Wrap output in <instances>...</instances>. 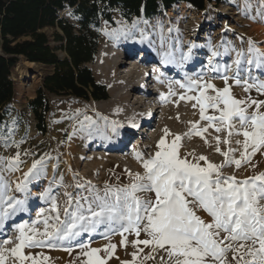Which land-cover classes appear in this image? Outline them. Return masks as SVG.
Returning a JSON list of instances; mask_svg holds the SVG:
<instances>
[{"label":"rangeland","instance_id":"obj_1","mask_svg":"<svg viewBox=\"0 0 264 264\" xmlns=\"http://www.w3.org/2000/svg\"><path fill=\"white\" fill-rule=\"evenodd\" d=\"M62 17L74 21L71 10L65 11ZM114 19L115 25L103 23L98 54L87 64L96 82L106 88L108 99L84 101L72 96H50L52 110L46 118L47 133L43 134L38 130V121L29 103L36 97L37 90L42 87L45 77L52 69L38 64L31 66L22 59L13 72L16 95L12 103V115L0 127V158H4L0 161V171L4 178L11 181L12 188L16 182L23 180L24 173L29 171L32 163L42 157L44 171L36 178L37 183L28 186L27 192L11 193L25 200L28 210L16 214L15 223L6 220L0 224V242L12 241L3 243V248L11 249L18 242L16 225H31L40 217L41 212L50 214L48 210L51 208V199L56 200L63 216L66 193L74 196L77 193L87 195L89 185L86 182L90 181L92 186L103 190L105 185H128L132 180L129 172L143 174L145 170L142 160L154 156L158 150V141L165 137V129L170 133L165 137L169 144L176 135L182 137L179 152L182 157L187 156L190 162L196 161L188 153L197 157L206 156L208 162L213 164H226L227 158L215 151V137L219 135L221 140H225L228 138L227 131L217 133L209 127L204 133L207 143L201 136L186 135L194 131L191 122H198L200 128L206 127L209 122L200 119L199 106H192L195 101L180 99L181 94L198 95L180 88V84L201 79L215 84L217 88H223L225 82L222 77L228 74V84L235 98L245 99L250 96L264 100V95L255 88L245 92L243 83L236 84L235 74L238 69L234 64L236 51H246L249 40L264 52V0H213L207 2L206 9L202 12L179 3L149 21L127 23L118 13L114 14ZM194 30H198L199 35ZM46 32L51 35L53 30ZM125 32L131 35L125 36ZM115 33H120L119 38L109 35ZM145 33L149 35L146 40ZM129 42H133L139 51L131 53ZM1 51L0 37V53ZM111 51L117 54L105 71L101 54ZM214 51L219 54L213 55ZM60 56L65 57V53H60ZM183 56L188 59H182ZM166 57L171 62L165 63ZM193 60L199 62L190 69L188 64ZM242 67L245 69L240 73L242 79L251 83L247 73V69L251 68L253 77L264 80V68H254L244 61ZM27 69L30 70V76L23 79L22 72ZM151 82L153 85L150 87ZM170 92L173 94L170 95ZM123 96H127L126 99ZM126 111L130 113L129 118ZM207 114L218 115L212 109H208ZM85 116L89 118L87 121ZM154 117L155 121L152 122ZM82 124L84 128L81 127ZM5 136H13L16 141L23 138L25 142L19 148L6 147ZM231 139V147L238 149L232 155L235 159H240L243 148L236 141H243L244 137L234 135ZM109 140L113 143L111 148ZM219 147L222 151H227L229 144L221 143ZM25 151L29 154L24 155ZM17 152L21 153L23 163L19 165V171L11 172L5 167V163H10ZM137 153L142 154V159H137ZM49 163H54L57 167L53 182L48 180ZM199 163L205 166V161ZM220 171L225 176L233 175L237 179L262 173L264 149L257 152L250 162L242 161L241 167L237 168L233 163ZM18 177L20 179H16ZM30 180L33 181L31 177ZM77 184H83L84 187L77 188ZM139 195L154 199V193ZM196 214L206 222L211 220L202 209L197 210ZM38 227L43 231L42 224ZM106 232L107 229L101 225L95 232L82 233L80 237L59 243L54 248L26 247L24 253L35 257L39 264H87L83 251L103 249L108 244H115L116 249L111 258L106 259V264H125L134 260L135 264H160V256H164L165 261L168 259L163 250L152 253L151 248L143 244L134 246V233L125 234L128 239L125 247L119 234H109L105 238ZM146 238L142 232L139 239ZM80 245L87 247L81 248ZM134 252L138 253V258L133 257ZM150 253L156 259H146ZM98 255L107 258L109 253L101 251ZM5 258L6 264H20L10 253H5ZM25 264L32 262L28 260Z\"/></svg>","mask_w":264,"mask_h":264},{"label":"snow or ice","instance_id":"obj_2","mask_svg":"<svg viewBox=\"0 0 264 264\" xmlns=\"http://www.w3.org/2000/svg\"><path fill=\"white\" fill-rule=\"evenodd\" d=\"M109 35L119 38L120 33ZM248 44L246 51H236L234 64L238 71L235 82L237 85L243 83L245 92L255 88L264 95V80L253 77L251 68L247 69L251 83L240 75L245 71L242 61L254 68H264V52L253 41L249 40ZM218 54L213 52V55ZM182 59L188 57L183 56ZM169 62L170 59L166 57L165 63ZM222 79L225 82L223 88L201 79L180 84V88L187 92L198 93L181 94L180 99L195 101L192 106H199L200 119L209 122L203 128L199 127L198 122H191L194 131L186 135L201 136L207 143L204 133L209 127L217 133L227 131V139L221 140L219 135L215 137V151L227 158L226 164H213L208 162L206 156L197 157L188 153L196 161L190 162L187 156L182 157L179 152L182 137L176 135L169 144L165 137L170 133L165 129V137L158 141L154 156L142 160L143 174L129 172L132 180L128 185H105L103 190L92 186L90 181L86 182L89 185L87 195L66 193L63 216L56 200L51 199L50 214L41 212L31 225H16L18 242L15 247H2L3 243H12L10 240L0 242V264H6L5 253H10L20 264L28 260L32 264H39L35 257L25 255L26 247L54 248L59 243L80 237L82 233L95 232L101 225L107 229L105 238L109 234H119L125 247L128 244L125 234L134 233V246L143 244L150 247L152 253L163 250L168 259L165 261L164 256H160V264H264V172L237 179L233 175L225 176L220 171L233 163L239 168L242 161L250 162L257 152L264 149V100L250 96L237 99L231 93L229 76L224 75ZM208 109L218 115L207 114ZM88 119L85 116V121ZM81 127L84 128V125ZM234 135L244 137L243 141H236L243 148L240 159L232 155L238 150L231 147V137ZM24 142L23 138L16 141L13 136L4 137L6 147L19 148ZM221 143L229 144L227 151L221 150ZM28 154L24 152V155ZM20 157L21 153L17 152L10 163H5V167L11 172L19 171V165L23 163ZM3 159L0 158V161ZM137 159H142V154L137 153ZM199 161H205V166H201ZM43 171L42 157L32 163L29 171L24 173L23 180L16 182L14 188L0 171V224L28 210L25 200L11 193L27 192L29 178L36 179ZM76 187L83 188L84 185L77 184ZM140 193H154V199L143 198ZM200 209L211 217L209 222L196 214ZM40 224L43 231L38 227ZM142 232L146 239H139ZM115 249V244H108L103 249L93 248L82 254L87 257V264H106V259L111 258ZM101 251L108 252L109 256L101 258L98 255ZM133 257L138 258V253L134 252ZM145 258L156 259L151 253ZM125 264H135V260Z\"/></svg>","mask_w":264,"mask_h":264},{"label":"trees","instance_id":"obj_3","mask_svg":"<svg viewBox=\"0 0 264 264\" xmlns=\"http://www.w3.org/2000/svg\"><path fill=\"white\" fill-rule=\"evenodd\" d=\"M212 1L0 0V127L13 112L16 87L12 75L22 59L52 69L29 103L38 130L44 134L46 118L52 110L50 96H72L84 101L108 99L106 88L96 82L87 64L98 54L103 23L116 24L115 13L127 23L143 22L179 3L202 12ZM67 10H71L74 21L62 17Z\"/></svg>","mask_w":264,"mask_h":264},{"label":"bare ground","instance_id":"obj_4","mask_svg":"<svg viewBox=\"0 0 264 264\" xmlns=\"http://www.w3.org/2000/svg\"><path fill=\"white\" fill-rule=\"evenodd\" d=\"M195 31V33H196V35H199V31L198 30H194ZM149 37V35L148 34H146L145 33V40L147 39ZM147 44V43H146ZM128 47H129V50L131 51V53H134L135 51H137L138 49H137V47H135L134 46V43L133 42H129L128 43ZM148 49H150V47H147ZM139 51V50H138ZM148 52H150V51H148ZM101 54V53H100ZM117 53L116 52H105L104 54H101V55H103V63H104V70L106 71V69H107V67L109 66V64H110V62H111V59L116 55ZM142 55H145L144 53H142ZM99 58V57H98ZM126 60H123V62H125ZM130 61V60H129ZM129 61L127 62V64H129ZM198 62H199V60H193V61H191L189 64H188V68H190V69H192V68H194V67H196L197 66V64H198ZM29 65H31V66H34L35 64L34 63H28ZM168 65V64H167ZM228 75V74H227ZM30 76V70L29 69H27V70H24L23 72H22V77H23V79L24 78H27V77H29ZM229 76V75H228ZM149 80H152V78H150ZM149 80H147L146 81V83H148L149 82ZM153 85V82H151V84H150V87ZM151 89V88H150ZM125 97H127V96H125ZM124 96H123V98H125ZM126 99V98H125ZM149 111V110H148ZM127 112V111H126ZM127 114V117L129 118V112H127L126 113ZM155 121V117H154V119L152 120V122H154ZM108 145H110V148H111V146H112V140H109L108 141ZM113 148V147H112ZM48 167H49V170H48V176H49V178H48V180H50V182H53V177H54V174H55V170H56V165L54 164V163H49L48 165H47ZM16 179H20V177H18V178H16ZM40 180V179H39ZM39 182V181H38ZM35 183H37V179H33V181H31L30 180V182H29V184H28V186H32L33 184H35ZM16 222V217L14 218H12V219H10V223H15Z\"/></svg>","mask_w":264,"mask_h":264}]
</instances>
